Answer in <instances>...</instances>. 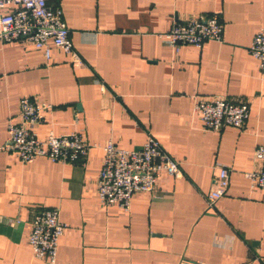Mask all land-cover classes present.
Instances as JSON below:
<instances>
[{
    "label": "crops",
    "instance_id": "0c3cea01",
    "mask_svg": "<svg viewBox=\"0 0 264 264\" xmlns=\"http://www.w3.org/2000/svg\"><path fill=\"white\" fill-rule=\"evenodd\" d=\"M48 1L61 7L80 60L0 40V264H49L28 243L32 213L45 208L66 224L55 264H264V192L245 176L264 145V73L249 52L264 0ZM206 14L220 17V40L176 51L161 38L176 19ZM26 96L52 106L37 133L78 132L85 158L23 163L4 148ZM201 96L244 98L245 126L205 129L193 111ZM148 134L181 175L161 174L127 211L102 203L105 143L139 149ZM218 165L229 182L210 208Z\"/></svg>",
    "mask_w": 264,
    "mask_h": 264
},
{
    "label": "built area",
    "instance_id": "2783aa9c",
    "mask_svg": "<svg viewBox=\"0 0 264 264\" xmlns=\"http://www.w3.org/2000/svg\"><path fill=\"white\" fill-rule=\"evenodd\" d=\"M223 28L217 14L196 15L176 19L160 36L178 51L185 45L201 47L206 41L220 40ZM21 39L43 50L46 58L50 57L54 46L69 54L73 61L80 60L61 7L48 0H0V40L12 42ZM249 52L257 60L260 72L264 73V28L254 34ZM51 107L29 96L20 99L17 120H10L7 124L8 138L4 148L14 152L21 162L30 163L38 157H45L52 162L73 163L86 157L90 144L78 132L55 135L49 131L46 136L37 133L36 127L44 122L45 112ZM193 111L203 127L211 131H219L225 126L241 129L249 117V105L244 98L197 97ZM103 151L96 190L100 201L106 205H116L127 211L136 193L155 190L161 174L181 175L175 158L150 134L139 149L122 148L108 140ZM254 158L260 166L245 176L253 187L264 192V145L255 147ZM228 182V168L218 165L212 188L205 195L208 207H213L222 197ZM29 224L28 243L33 255L55 264L58 241L66 228L60 219L59 209L36 211Z\"/></svg>",
    "mask_w": 264,
    "mask_h": 264
},
{
    "label": "rangeland",
    "instance_id": "374dc122",
    "mask_svg": "<svg viewBox=\"0 0 264 264\" xmlns=\"http://www.w3.org/2000/svg\"><path fill=\"white\" fill-rule=\"evenodd\" d=\"M149 135V134H148ZM38 211V210H37ZM36 212V211H35ZM34 213V212H33ZM33 213H32V215H33ZM31 218H32V216H31ZM31 218H30V221H31ZM30 221H29V223H30Z\"/></svg>",
    "mask_w": 264,
    "mask_h": 264
}]
</instances>
